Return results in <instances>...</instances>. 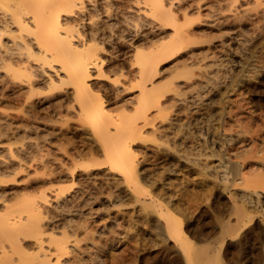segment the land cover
<instances>
[{
  "label": "bare ground",
  "instance_id": "1",
  "mask_svg": "<svg viewBox=\"0 0 264 264\" xmlns=\"http://www.w3.org/2000/svg\"><path fill=\"white\" fill-rule=\"evenodd\" d=\"M262 2L0 0V100L6 101V107H0V134L20 140L17 159L0 157V187L21 172L30 177L31 170L35 179L40 174L51 183L46 189L21 197L16 207L5 200L0 202L4 205L0 208V236L14 249L32 236L38 250L33 264L100 263L103 225L90 223L94 214L91 193L85 185L72 189L59 185L74 180L75 166L80 165L75 160L77 150L61 148L60 138L68 135L62 128L69 125L73 131L92 135L94 139L88 140L91 138L94 146L102 149L110 172L122 174L128 182L137 176L132 146L148 136L175 151L210 184L209 190L214 192L209 209H203L197 217L196 242L174 210L173 189L166 195V207L147 200L148 209L151 206L158 213L156 223L164 229L163 238L171 252L167 264H264V100L246 99L242 93L229 96L228 92L216 116L218 125L212 127L210 117L201 124L205 120L201 110L207 107L202 99L211 90L213 76L209 78L208 74L204 82H174L171 79L178 73L164 77L159 75L162 69L158 70L164 60L192 50L202 41L200 37L206 31L199 25L219 27L233 21L238 23L237 32L252 6ZM224 43L220 39L212 44L223 47ZM194 54H186L190 63H194ZM39 123L43 127L56 124L58 128L29 135L30 131L38 132ZM18 132H23L20 137ZM211 135L221 136L219 146L227 152L215 165L206 159L199 161L200 155L207 156L204 145L209 147ZM27 154L31 155L29 162L24 158ZM91 173L80 174L81 179L89 180ZM221 196L226 198L222 199L224 203L219 200ZM139 197V201L146 200ZM62 211L78 221L71 222L59 235L48 233L45 237L48 226ZM158 215L163 216L162 221ZM89 223L95 230L77 237ZM5 254L1 249L0 259ZM126 261L128 264L130 260Z\"/></svg>",
  "mask_w": 264,
  "mask_h": 264
},
{
  "label": "rangeland",
  "instance_id": "2",
  "mask_svg": "<svg viewBox=\"0 0 264 264\" xmlns=\"http://www.w3.org/2000/svg\"><path fill=\"white\" fill-rule=\"evenodd\" d=\"M261 4L257 5L256 7L252 6L253 11L252 10H249V12L247 11L248 12L247 17L245 15L246 18L244 17V21L242 20V23L240 22L241 26L240 25L239 26L241 28L240 30L238 29L239 31L237 30V32H236L237 29L236 25L238 23L237 22L233 23V21L232 23L229 22L224 25H220L219 27L218 26L209 27L210 29L204 27L203 25L202 26L199 25V29L201 28L202 30L203 28H205L206 33L204 31L205 34L200 37V40L202 41H200L198 44H195V47L193 46L194 48H192V50L190 48L191 51L188 49L189 52L194 51V53L195 52L197 53L194 54L196 55L194 57L197 58L201 56V58H197V59L192 57V62L193 59H195L194 63H190L188 57L186 58V56H188L186 54L189 53L186 49L179 54L180 56L177 55L178 57L177 56L171 57L159 64L158 70L162 69V72L160 71L159 75L162 74V76L168 77V75L178 73L171 79L174 82L175 81L194 82L195 80H196L195 82L197 81L204 82L206 78L208 77L210 78L211 75L213 76L211 77L212 80L211 82H213V85L210 87L211 90L208 91L203 96L202 99L204 105H206L207 107L204 106L203 110H201V112L203 113L201 117H203L202 119L205 118V120H201L200 123L202 121L206 122L207 121L206 118L208 119L210 117L212 120L210 119L209 122L210 124H213L212 127L218 125L217 117L221 111L220 104L223 102L224 100L223 98L228 96V92L230 93L229 96L233 94H239V95L243 94V96L246 99L248 98L250 100H255V99L264 100V15L261 14L262 12H264L261 11L264 10V2H262ZM232 9H234V7H232ZM258 11H260L261 13H259ZM230 12L232 13L233 11L231 10ZM256 12H258L259 14L257 13V15H255ZM249 16L251 17L248 18ZM206 29L209 30L207 31ZM234 29L235 32H233ZM207 32L208 34H210L211 37L207 35ZM236 33L238 37H234L236 36ZM209 38L211 40L206 41V39ZM220 39L225 42L224 46L215 47L214 45ZM214 42L215 44H212ZM210 47L211 49H209ZM221 48L224 49L221 50ZM180 57H182L183 61L180 59ZM187 59L188 61H186ZM198 59L201 60L198 61ZM174 60H176L177 62ZM177 63L179 67H177ZM179 63L181 64L179 65ZM169 70H171V72ZM163 71L164 73L167 71L169 72V74L167 72L164 74ZM201 76H203L204 79L201 78ZM199 78L201 79V81ZM0 102H1L0 107L2 106L5 108L6 101H3L1 99ZM3 103L5 105H3ZM211 113L214 114L213 116L214 118L216 116L217 117L213 119ZM56 124L46 125L45 127H43V125H40L39 123L41 127L37 130L38 132L30 131L32 133L29 132L30 134L29 133L28 134L31 136L32 135L35 136L38 133V135H40L42 133L44 134V132L46 133V131H49L50 129L53 130L54 132V129L56 130V128L59 127V123L56 122ZM201 124H203V122ZM55 125L58 127H56ZM51 127H53L54 129ZM69 128H71L70 131H68ZM40 129L42 131H40ZM73 130L74 129L72 127H69V125L63 126L62 131L67 132L69 136L68 135L64 137L61 136L63 138L60 139L61 140L68 139L69 141L64 140L65 142L66 141L67 142L63 143V140L62 141L60 140L62 142L61 148L66 151L69 150V152H74L75 150H77L78 153L81 152V154L79 153L80 155L77 153L78 157L75 156V160L76 161L78 160L77 162L78 163L80 162V165L82 163L84 166L83 165L80 166L79 164L75 166V174H76L75 177L77 179L74 177V180L71 181L66 180L65 182H59L62 184H59L58 182L56 183H58L59 185H61L63 188L66 189H72L85 185L86 187L85 186L84 187L91 193V198H93L91 199V202H93L91 203V208L94 214L90 223L94 222L91 224L92 226L103 225L101 227V229L103 228L101 230L102 237L100 238L102 240V248H101L102 254H101V261L99 264H126L127 263L126 260H130L128 264L129 263L130 264H167L166 261L171 255V252L168 247V244L165 242V238H163L164 229L160 228V225L157 224L155 221L158 213L156 212V209H154L151 206L149 207L150 209L149 211L148 201L151 202L155 200L157 202H160L159 204H161L162 206L166 207L168 206L166 198L169 194L172 193V189H173L172 195L175 198L174 204L176 203L175 205H173V207H175L174 210H176V213L181 216L183 225L187 228L188 230L187 233L190 239L193 241L197 237V233L195 229L197 227V221H196L197 217L201 214L203 209H209L208 206L214 191L209 190L210 189L209 187L211 186L208 185L210 184H207L206 181L205 182L203 181L201 175L200 174L198 175V173L195 172L196 169L194 166L186 165L185 160H183L182 157H179V155L176 154L175 151H173L170 148H166L164 144L158 145L155 141H152L148 136H146L143 139H137L135 141V144H133L132 146V149H134L135 152L134 160L135 163H137V165L135 166L137 176L135 181L130 180L128 182V180L124 179L122 174L117 172H110L109 170L110 165L108 161L105 159V157L102 155V149L96 144L94 146L93 143L95 142L92 140L94 139L92 135L86 132L79 133ZM213 131H215V129ZM22 133L23 132H18L17 135L20 137ZM17 135H15L14 137H18ZM211 136H208V141H207L209 142V145L207 143V146L209 147H206L204 145L205 147L204 149H206L205 152L207 153L206 154L207 156H205L204 154L200 155L199 161L202 163L203 161L207 160L209 164L215 165L216 163H218V159L220 158L224 159L226 157L227 152L223 150L224 148L222 147L220 148L219 146L220 145L219 139L221 136L219 135L216 136L211 135ZM89 137H91L92 139L90 138L88 140ZM82 138L84 139V141ZM17 139L18 138L15 139L13 137L6 138L4 134L3 135L0 134V157H5L7 155V158L17 159L16 151H18L19 149L18 146L20 145L19 142L20 140ZM211 139H213V141H211ZM214 139L215 141L217 140V142H215ZM81 140L82 142L88 141V143L90 142V144H88L87 142H85L86 145L84 143L82 144ZM211 142H213V145ZM210 143L211 146L213 147L210 146ZM76 146L79 147L80 149L76 148ZM96 146L98 147V149ZM90 151L92 152L91 154ZM209 153L211 154L209 155ZM29 156L31 155L27 154L24 157L25 160L28 159L27 160L28 162L30 158ZM31 168L33 169L34 167ZM32 171L33 170L29 172L31 173L29 175H31L30 177L33 179L26 176L27 172L24 171L17 174L14 177V179L9 180L8 182L4 183V185H1L0 192L1 191L5 192L4 193L5 195L2 192H1L2 194L0 193V196H2L0 198V202L5 200L8 201L6 203L10 204L11 207L12 206L16 207L18 205L17 203L24 195L35 194V192L37 193V190L43 188L46 189V187H48V185L51 184V183H47L46 178L44 177L45 178L44 179L40 174H37L38 176L35 179V177L33 176L34 171L33 172ZM91 171H92L91 173L92 178H90L89 180L84 178L81 179L82 175L80 174L86 172L90 174ZM34 179L36 181H34ZM206 179L209 180V176H207ZM87 181H90V183ZM134 183H136V185ZM136 189L138 190V192ZM93 194H95L94 197H92ZM138 196H140L139 198L142 197L141 199H146V200L144 202L141 200L139 201ZM224 198H225L224 196H221L219 200L224 203V201H222V199L226 200V198L225 199ZM141 202H143V204ZM1 205L2 203H0V208L4 206L2 205L1 207ZM62 212L59 213L60 215L58 214L59 217L55 218L54 220L55 222L53 221V223H51L48 226L46 230L47 234H45V237L48 235V233L59 235L61 231L69 228L71 222L73 223L74 221L76 222L77 220L76 217L69 216L71 214L69 213L67 214L66 211H62ZM154 214L156 215L154 216ZM158 217L162 221L163 216L158 215ZM90 223L87 230L78 231L79 234H77V237L79 238L86 237L88 235V232L91 233L93 231L92 229L95 230V228H90L92 227ZM154 224L155 227L157 226V228L161 230L155 228ZM84 231L85 233H82ZM7 241L10 242L8 239H5L0 236V250L4 249L6 252L5 257L3 259H0V264H5V263L33 264L38 250H36L37 246L32 236L26 237V239L22 243L23 245L21 246L23 248L16 247L14 249L15 246L14 245L12 246ZM103 241H105V244L103 243ZM194 241L196 242V240ZM125 250L126 252H124ZM122 254L123 256L120 257ZM127 254L129 257L126 256ZM122 258L125 259L123 260ZM9 261L11 262L9 263Z\"/></svg>",
  "mask_w": 264,
  "mask_h": 264
}]
</instances>
